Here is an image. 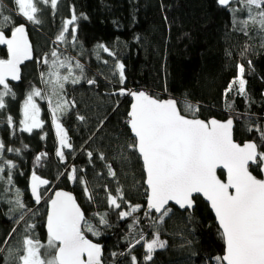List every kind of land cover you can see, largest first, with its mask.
Here are the masks:
<instances>
[{
	"label": "trees",
	"instance_id": "trees-1",
	"mask_svg": "<svg viewBox=\"0 0 264 264\" xmlns=\"http://www.w3.org/2000/svg\"><path fill=\"white\" fill-rule=\"evenodd\" d=\"M39 7L42 9L38 13L41 23L32 24L17 15L18 9L12 0H0V23L3 16H11L16 25L25 23L33 50V58L21 68L20 82L9 83L16 96L15 99L6 96V110H0V141L6 148L21 149L19 155L5 151L3 156L17 165L13 170L14 183L24 191L27 206L37 213L31 219L36 225L34 236L41 242L47 240V204L35 206L28 191L33 172L50 181L46 186L53 189L49 196L56 190L72 193L93 224H98L94 213H108L111 227L99 226L103 235L95 237L86 233L87 238L103 246L102 264H131V255L136 256L138 264H217L215 257L224 252L223 240L208 206L198 197L192 213L172 207L173 213L159 228L160 239L168 244L155 251L151 261L144 260L143 242L136 245L131 254L127 253L131 240L128 225L132 218L120 220V210H109L105 185L113 195L117 187H121L132 205L142 206L135 214L141 218L136 231L143 230L146 240L153 238V229L148 226L151 220L143 215L146 189L141 162L135 156L130 160L121 159V153L128 155L127 149L121 146L130 137L126 124L130 99L127 95L113 93L124 87L143 90L158 99L172 97L180 102L178 107L182 114L191 118V113L183 111L187 101L199 107L195 116L204 121L225 120L232 116L237 142L256 140L260 143L258 134L249 133L247 126L258 124L264 128V32L252 23L234 24L232 13L219 5L218 0H58L55 13L50 4ZM231 7L239 9L241 5L232 3ZM73 13L77 17L72 25L77 28V40L75 44L71 42L70 26L69 43L58 47L55 37ZM245 16L246 13H236L238 20ZM242 27L248 35H244ZM99 45L112 50L115 58L125 65L124 85H120L118 73L113 76L114 59L99 50ZM53 49L78 59L85 66L86 78L96 80L93 85L86 80L66 85L65 99L70 104L74 101L75 107L60 119L73 146L64 151L65 164L56 156L58 138L43 103H39L42 128L30 134L20 131L19 124L27 93L32 87H39L40 73L47 70L46 65L38 61L51 60ZM98 50L100 59L96 56ZM0 58H7V50L1 45ZM105 60L108 64L103 63ZM241 64L245 69L248 99L229 93L227 102L233 104V111L229 113L224 93L238 74L237 65ZM9 115L14 118L12 127L6 122ZM78 115L83 116L84 121H80ZM89 151L93 153L91 162ZM40 153H47V156L37 166L35 157ZM100 153H104L105 160L99 158ZM108 164L116 173L114 178L108 176ZM73 166L77 170L84 169L78 171L77 176L89 181L96 203H89L78 181L67 179L66 173ZM60 173L65 175L59 176ZM219 174L223 178L222 173ZM253 174L259 176V169L254 168ZM4 187L0 183V192ZM9 207L6 202L0 203V246L5 248V255L8 246L3 245V241L12 229H17L9 239L13 247L20 246L24 234L23 223L17 225L14 219H9V216L18 215L10 213ZM122 209L127 210V205L122 204ZM113 252L118 254L116 258ZM122 252L125 255H119ZM0 264H4L2 259ZM11 264H15V260Z\"/></svg>",
	"mask_w": 264,
	"mask_h": 264
},
{
	"label": "snow or ice",
	"instance_id": "snow-or-ice-1",
	"mask_svg": "<svg viewBox=\"0 0 264 264\" xmlns=\"http://www.w3.org/2000/svg\"><path fill=\"white\" fill-rule=\"evenodd\" d=\"M18 9L17 15L32 24H40L39 7L44 4L55 13L58 0H12ZM219 5L228 9L233 15V23L240 25L255 24L264 32V0H218ZM232 3L241 5L239 9L232 8ZM237 11L246 13L244 19L238 20ZM77 20L73 13L70 19H66L55 41L60 44H68L67 34L69 27L75 25ZM244 35L248 32L242 27ZM10 32V36L8 35ZM77 40V28L71 27V42ZM0 45H6L7 58H0V110H6V96L15 99V92L8 81L20 80L19 65L26 60H31L32 49L26 35V25H16L11 16H3L0 23ZM99 50L107 53L115 61L113 76L118 73L120 85L126 81L125 65L116 59V54L105 45H99ZM97 51V59H100V51ZM51 60L42 62L47 71L40 73L44 89L32 87L27 93L22 104V119L20 131L32 133L33 129L43 127L40 119L41 107L36 98L47 100L51 112L52 123L56 128L59 147L56 156L61 164H65V152L63 149H72L66 131L60 123L63 115L75 107L65 99L67 96L66 85H77L86 80L89 85L96 83L95 79H87L85 66L75 57L66 55L53 49L50 53ZM103 63L108 64L105 60ZM238 74L225 89V108L231 113L233 104L227 102L229 93L244 97L246 100V80L244 79V66L237 65ZM61 70H64L63 72ZM238 85V88H237ZM113 95H129L132 98L130 110L127 112L126 124L130 130V137L122 148H126L128 155L121 153V159L130 160L135 156L142 162L144 173L143 183L146 184L145 195L147 208L143 215L149 218L148 225L153 229L152 239L146 240L144 231H136L141 218L137 215L141 205H132L125 197L123 189L117 187L113 195L104 186L108 208L111 211L120 210V220L132 218L128 225L131 240L127 253L131 254L136 245L143 242L146 251L144 260L151 261L157 249H164L168 241L160 239V225L173 213L169 202H173L179 209L188 211L194 209L197 196L209 203L215 214L219 233L224 244L222 256H216L217 264H264V179L253 174V169H259L264 173V128L260 125H248L249 133L255 131L260 143L256 140L237 143L234 139V118L230 116L226 121L210 119L208 121L196 118L195 113L199 107L184 102V112L192 114L191 118L182 114L175 99L161 100L153 97L145 91H132L120 87ZM84 121L83 116L77 117ZM9 127L14 125V118L7 117ZM43 138V137H42ZM25 148L27 145L24 146ZM14 152L20 154L21 149L5 146L0 141V183L5 185L0 192V203L10 205L9 212L18 214L9 216L15 224L23 223L24 234L19 247L9 245V239L17 231L14 227L0 246V259L4 264H102L103 246L87 238L86 233L100 237L103 235L99 226L111 227L107 219V212H97L93 215L98 224H93L86 217L85 212L77 203L74 196L62 190L54 191L52 196L45 200V193L50 191L47 187L50 181L32 173L29 189L31 200L35 205L42 202L47 204L45 228L46 242L34 236L35 223L31 219L37 215L36 211L28 207L24 202V191L14 183L13 170L17 165L4 158L3 153ZM47 153H40L35 157L37 166ZM93 156L88 152V157ZM99 158L105 160L104 153ZM108 176L114 178L116 173L110 164L107 165ZM226 172V180H222L217 170ZM84 169L72 167L67 172L69 181H78L82 186L89 203H96V196L89 181L83 176H77V172ZM6 174V175H3ZM65 173H60L63 176ZM99 175V174H98ZM59 176L57 178H59ZM122 204L127 205V210L122 209ZM153 211L157 214L153 216ZM128 239V237H126ZM113 252V258L117 257ZM119 255H125L124 252ZM131 264H138L135 255H131Z\"/></svg>",
	"mask_w": 264,
	"mask_h": 264
},
{
	"label": "water",
	"instance_id": "water-1",
	"mask_svg": "<svg viewBox=\"0 0 264 264\" xmlns=\"http://www.w3.org/2000/svg\"><path fill=\"white\" fill-rule=\"evenodd\" d=\"M26 35H27V31H26ZM28 39V38H27ZM29 42V41H28ZM30 44V43H29ZM1 46H3V47H5V49L7 50V48H6V45H1ZM30 46H31V44H30ZM31 49H32V46H31ZM32 56H33V50H32ZM29 61H31V60H26V61H23L20 65H19V69H20V79H21V68H22V66L24 65V64H26V63H28ZM20 82V80H18V81H11L10 79H9V81H8V83H10V84H17V83H19ZM128 97H129V99H130V105H129V110H130V106H131V103H132V98H131V96H129V95H127ZM174 99V98H172V97H167V98H163V99H161V100H167V99ZM176 100V99H175ZM177 101V100H176ZM128 110V111H129ZM229 118V117H228ZM227 118V119H228ZM212 119H215V118H212ZM227 119H225V120H218V121H226ZM210 120V119H209ZM208 121V120H207ZM234 127H235V123H234ZM127 129H128V127H127ZM129 130V129H128ZM129 132H130V130H129ZM130 135H131V133H130ZM236 141V140H235ZM237 142V141H236ZM237 143H239V142H237ZM240 144H243V143H240ZM141 162V161H140ZM141 165H142V162H141ZM143 169V168H142ZM217 172H218V175L220 176V172L222 173V175H223V178H221L222 180H226V172L224 171V170H222V169H218L217 170ZM144 174V173H143ZM258 178H261V179H264V173H261L260 171H259V176H257ZM145 178V177H144ZM31 179V178H30ZM29 184H30V180H29ZM144 186H145V189H146V184H144ZM43 187H46V186H43ZM28 191H29V195H30V189H29V186H28ZM62 191H64V190H62ZM65 192H68V191H65ZM68 193H70V192H68ZM54 194V193H53ZM52 194V195H53ZM70 194H72V193H70ZM51 195V196H52ZM73 195V194H72ZM31 197V196H30ZM198 198H200L207 206H208V208H209V210H210V212H211V214H212V216H213V218H214V220H215V224L217 225V227H218V224H217V221H216V219H215V214H214V212L211 210V208H210V205H209V203L203 198V196H197ZM33 203H34V201H33ZM34 205H35V203H34ZM35 206H39V205H35ZM169 206L170 207H173V208H175V209H177L178 211H180V212H185V210H182V209H179V207L178 206H176L173 202H169ZM146 208H147V197H146V201H145V205H144V211L146 210ZM194 208H195V205H194ZM194 209H192V210H188V212L189 213H192V211H193ZM152 214H154L155 216L157 215L154 211H153V213ZM219 229V228H218ZM224 253V252H223Z\"/></svg>",
	"mask_w": 264,
	"mask_h": 264
},
{
	"label": "rangeland",
	"instance_id": "rangeland-1",
	"mask_svg": "<svg viewBox=\"0 0 264 264\" xmlns=\"http://www.w3.org/2000/svg\"><path fill=\"white\" fill-rule=\"evenodd\" d=\"M24 19V18H23ZM25 20V19H24ZM56 44H57V46L58 47H61L60 46V43H58V42H56ZM58 51V50H57ZM59 52V51H58ZM51 59H52V57H51ZM47 71V70H46ZM45 71V72H46ZM62 72L64 71V70H61ZM40 79H41V76H40ZM37 88H41V89H44L45 88V85H44V83L42 82V80H40V83H39V87H37ZM0 89H2V87H0ZM36 102L38 103V105H39V103H43L44 105H45V107H46V110L48 111V113H49V116H50V119H51V122H52V118H51V112H50V109H49V104H48V101L47 100H40L39 98H36ZM41 114H42V111H41V113H40V119L42 120V117H41ZM23 118V117H22ZM53 124V123H52ZM55 127V126H54ZM55 129V132H56V136H57V131H56V128H54ZM34 130V129H33ZM58 138V137H57ZM58 147H59V143H58ZM63 151H65V149H63ZM53 190V189H52ZM52 190H50L47 194H46V197H48L49 195H50V193H51V191ZM46 197H45V199H46ZM43 203V202H42ZM144 250H145V248H144ZM157 250H160V249H157ZM156 250V251H157ZM146 252V251H145Z\"/></svg>",
	"mask_w": 264,
	"mask_h": 264
},
{
	"label": "flooded vegetation",
	"instance_id": "flooded-vegetation-1",
	"mask_svg": "<svg viewBox=\"0 0 264 264\" xmlns=\"http://www.w3.org/2000/svg\"><path fill=\"white\" fill-rule=\"evenodd\" d=\"M53 194V193H52Z\"/></svg>",
	"mask_w": 264,
	"mask_h": 264
}]
</instances>
